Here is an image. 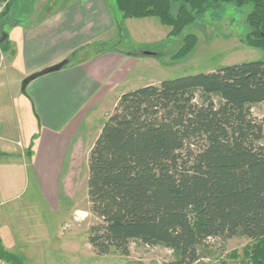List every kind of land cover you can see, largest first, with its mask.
I'll use <instances>...</instances> for the list:
<instances>
[{
	"label": "trees",
	"instance_id": "obj_1",
	"mask_svg": "<svg viewBox=\"0 0 264 264\" xmlns=\"http://www.w3.org/2000/svg\"><path fill=\"white\" fill-rule=\"evenodd\" d=\"M114 1L121 20L156 18L173 36L220 5L248 6L264 47V0ZM263 103L264 60L122 95L88 156L93 251L128 258L139 243L172 251L170 264H205L208 241L241 236L244 261L264 264V120L252 113ZM0 260L25 264L1 241Z\"/></svg>",
	"mask_w": 264,
	"mask_h": 264
},
{
	"label": "crops",
	"instance_id": "obj_2",
	"mask_svg": "<svg viewBox=\"0 0 264 264\" xmlns=\"http://www.w3.org/2000/svg\"><path fill=\"white\" fill-rule=\"evenodd\" d=\"M36 5L16 3L9 21L0 23V46L5 44L0 88L6 86L0 95V241L13 254L29 242L25 196L31 187L48 204L59 205L60 187L73 180L66 174L76 170V155L83 150L88 161L103 128L92 129L96 115L128 93L121 88L142 61L121 52L82 59L92 42L114 32L107 0H39ZM5 52L17 64V88L4 71ZM64 60L69 63L61 71L23 88L29 76ZM75 140H80L76 149Z\"/></svg>",
	"mask_w": 264,
	"mask_h": 264
},
{
	"label": "rangeland",
	"instance_id": "obj_3",
	"mask_svg": "<svg viewBox=\"0 0 264 264\" xmlns=\"http://www.w3.org/2000/svg\"><path fill=\"white\" fill-rule=\"evenodd\" d=\"M18 1L20 0H11L0 15V23L9 21V12L14 4H24L22 7L33 6L39 0ZM107 3L115 23L114 32L112 35L108 34V37L98 38L96 42H92L89 45L91 47L88 46L92 49L90 54L81 57L86 59V55L95 56L111 52L141 57V65L131 71L129 80L121 88L122 92L141 88L150 81L174 80L217 71L230 65L264 60V47L251 39L252 30L248 22L251 7L220 5L217 9L196 17L180 34L173 36L172 29L161 24L156 18L123 21L115 8V1L107 0ZM177 9L178 5H173L174 14ZM6 26L8 30L9 23ZM186 43L191 45L188 52L184 51ZM1 47H5V44ZM143 52L154 53L155 56H141ZM4 55L8 58L6 52ZM5 65L6 67L2 65L1 69L5 68L9 83L14 84L16 80L17 88L19 81L16 61H10L8 58ZM5 91L6 86L1 87L0 95ZM115 106H105L99 110L92 124L93 130L100 131ZM252 113L259 120H264V103L253 106ZM74 142L73 146L76 149L80 140ZM262 143L264 145V141ZM75 158H77L74 167L76 170L66 174L73 180L70 183H63L60 187L59 205L56 202L48 204L36 186L31 187L25 196V200L30 201L27 212L29 218L26 220L29 226L27 234L29 242L23 245L26 251L18 246L15 254L23 257L25 264H170L174 262L173 252L162 246L147 247L132 243L128 258L116 254L100 257L93 251L88 243L89 230L98 220L90 213L87 180L89 165L88 161H85L83 150L79 151ZM251 245L247 238L241 236L227 242L208 241L207 248L203 251L206 257L203 262L247 264L244 261V253ZM0 264L7 263L0 260Z\"/></svg>",
	"mask_w": 264,
	"mask_h": 264
},
{
	"label": "water",
	"instance_id": "obj_4",
	"mask_svg": "<svg viewBox=\"0 0 264 264\" xmlns=\"http://www.w3.org/2000/svg\"><path fill=\"white\" fill-rule=\"evenodd\" d=\"M141 56H146V57H150V56H155L154 53H150V52H143ZM69 63L68 60H64L52 67H49L39 73H35L31 76H29L23 83V88H26L27 85H29L31 82L35 81L36 79L40 78V77H43V76H46V75H49V74H53V73H56V72H59L61 71L65 66H67Z\"/></svg>",
	"mask_w": 264,
	"mask_h": 264
},
{
	"label": "built area",
	"instance_id": "obj_5",
	"mask_svg": "<svg viewBox=\"0 0 264 264\" xmlns=\"http://www.w3.org/2000/svg\"><path fill=\"white\" fill-rule=\"evenodd\" d=\"M11 0H0V15L5 11Z\"/></svg>",
	"mask_w": 264,
	"mask_h": 264
}]
</instances>
